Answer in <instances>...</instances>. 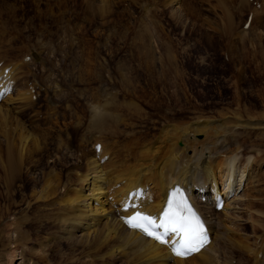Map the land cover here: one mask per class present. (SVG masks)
Masks as SVG:
<instances>
[{
	"label": "bare ground",
	"instance_id": "obj_1",
	"mask_svg": "<svg viewBox=\"0 0 264 264\" xmlns=\"http://www.w3.org/2000/svg\"><path fill=\"white\" fill-rule=\"evenodd\" d=\"M111 3L101 0L97 7L105 9ZM25 57L23 61H8L0 55V183L9 188L16 181L23 182L24 171L29 165L36 167L38 156L46 147L41 134L55 132L58 140H54L55 147L47 155L52 166L49 171L34 174L29 194L30 202L40 203L41 210L47 213L45 219L37 221L38 226L42 229L51 223L53 227L44 230L41 239L32 241L31 232L23 227L29 223L26 215L24 222L4 226L0 242L5 250L7 240L2 238L16 234L9 240L14 245L9 248L10 264L17 255L21 264H54L56 260L47 253L49 249L56 251L59 264H233L229 251L225 255L231 244L245 253L241 263L264 264V150L252 145L243 151L242 145L235 142L239 129L253 130L256 137L264 135V115L235 118L233 124L197 117L167 119L153 127L155 133L133 130L125 132L121 139L120 119L108 108L112 102L106 100L104 104H90L86 119L77 115L79 118L73 117L66 129L53 130V122L41 127L37 138L30 132L32 124L47 114L48 118L55 116V110L68 103L37 105L39 101H34L32 89L38 82L32 76L34 68H30L35 58L31 56L26 61ZM7 86H12L9 93ZM38 88L46 91L45 86ZM61 91L53 97L58 99ZM45 108L49 110L46 115ZM57 123L55 120L53 124ZM37 127L39 124L34 126ZM80 131L75 144L73 136ZM176 185L191 191L212 233L210 245L188 258L176 257L166 245L129 229L122 218L137 209L160 214L170 189ZM218 194L225 199L221 210L217 209ZM130 197L140 205L123 211L122 206ZM204 197L206 201H202ZM0 212L4 216L2 208ZM248 231H261L254 246L243 243L251 234Z\"/></svg>",
	"mask_w": 264,
	"mask_h": 264
},
{
	"label": "rangeland",
	"instance_id": "obj_2",
	"mask_svg": "<svg viewBox=\"0 0 264 264\" xmlns=\"http://www.w3.org/2000/svg\"><path fill=\"white\" fill-rule=\"evenodd\" d=\"M100 1L94 0V5L93 0H0V55L8 61L35 58L30 68L38 82L32 89L37 105L70 104L55 110L57 119L48 118L45 108L47 117L30 128L33 136L39 138V129L55 120L53 130L66 129L75 116L86 119L90 104L107 101L114 104L108 108L120 119L121 139L133 130L155 133L153 127L167 119L197 117L233 124L235 118L264 115V0H110L105 9L97 7ZM250 14L253 18L245 27ZM59 88L60 100L53 97ZM235 134L243 151L252 145L264 150V135L256 137L253 130L244 129ZM80 136L81 131L73 136L75 144ZM41 138L46 147L36 167L29 165L24 171L25 186L20 180L9 188L0 183L4 214H0V235L4 226L24 222V215L29 223L23 227L31 232L32 241L53 227L38 226L47 213L29 197L34 174L50 170L47 155L58 140L53 131ZM248 232L243 243L256 245L261 231ZM10 235L2 238L7 240L6 250L0 242V264L11 262L14 245L9 240L16 234ZM233 245L225 255L229 251L233 264H240L246 255ZM63 247L69 252L68 245ZM47 253L59 264L54 249ZM15 257L13 264H21L20 256Z\"/></svg>",
	"mask_w": 264,
	"mask_h": 264
},
{
	"label": "snow or ice",
	"instance_id": "obj_3",
	"mask_svg": "<svg viewBox=\"0 0 264 264\" xmlns=\"http://www.w3.org/2000/svg\"><path fill=\"white\" fill-rule=\"evenodd\" d=\"M135 196L136 193H132ZM167 219L165 223H158L156 218H153L141 211H137L133 216L126 218V223L130 227L136 228L143 232L146 236L155 239L158 243L166 246H171L172 253L176 257L186 258L193 252L199 250L203 245L202 230L197 234L192 229L191 225L182 216L176 214H163ZM135 221V223L133 222ZM199 227V225H197ZM163 230L160 233L158 230ZM170 234H177L181 236V240L175 243L171 241ZM167 237V239L165 238ZM186 238V239H185Z\"/></svg>",
	"mask_w": 264,
	"mask_h": 264
}]
</instances>
